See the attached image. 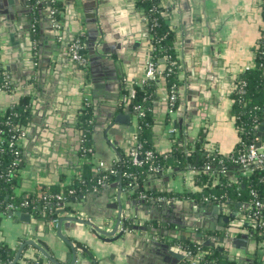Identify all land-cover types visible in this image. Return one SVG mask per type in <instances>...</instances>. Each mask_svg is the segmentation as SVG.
I'll use <instances>...</instances> for the list:
<instances>
[{
	"label": "crops",
	"instance_id": "0c3cea01",
	"mask_svg": "<svg viewBox=\"0 0 264 264\" xmlns=\"http://www.w3.org/2000/svg\"><path fill=\"white\" fill-rule=\"evenodd\" d=\"M59 1L60 27H55L46 2L31 10L32 0H0V75L8 73L17 85L0 93V108L25 105L26 135L12 187L22 196L36 187L59 191L72 176L79 163V115L85 100L92 113L95 164L102 161L110 165L127 154L138 127V114L127 98L132 86L145 77L150 54L145 9L138 0ZM160 4L166 27L176 33L180 84L176 106L169 111L164 79L156 82L150 107L153 145L159 152L169 153V127H180L190 138L203 129L207 149L227 156L239 139L231 94L239 75L254 63L263 30L262 1L161 0ZM75 36L84 43V67L69 54L68 44ZM119 111L131 114L132 126L115 123L112 133L106 132L109 120ZM168 115L170 123L165 121ZM227 172L231 180L243 174L238 166ZM194 173L191 167L166 168L151 177L148 185L159 191H201ZM119 190L116 179L100 190L79 194L72 204L74 215L69 214L77 221L64 218L51 223L50 206L40 205L22 209L30 212L27 219L2 215L0 242L8 244L15 254L19 251L17 260L23 264H180L164 246L167 237L161 232L162 228H172L171 220H176L184 228L193 222L195 227L202 226L199 230L203 233L217 235V241L224 244L222 251L236 263L238 258L245 259L243 263L253 262L259 254L264 259V240L254 238L239 221L243 205L224 208L231 213L230 232L209 228L220 213L214 201L204 199L209 191L199 193L196 200L177 197L168 211L167 205L132 197L121 187L124 228L120 221L115 234L123 230L122 234L114 241L103 240L93 225L100 226L111 215L115 221L118 210L113 204ZM69 215L58 212V218ZM223 234L230 238H218ZM30 240L45 246L50 257Z\"/></svg>",
	"mask_w": 264,
	"mask_h": 264
},
{
	"label": "trees",
	"instance_id": "16d2710c",
	"mask_svg": "<svg viewBox=\"0 0 264 264\" xmlns=\"http://www.w3.org/2000/svg\"><path fill=\"white\" fill-rule=\"evenodd\" d=\"M262 1V15L264 22V0ZM161 0H158L160 4ZM138 3L146 10L151 5V0H138ZM62 3L59 0H53L50 2V8L54 9V17L57 20L61 19ZM161 7V4H160ZM263 32V30H262ZM164 35L159 42H153L156 46L154 54L156 56V70L160 71L157 74V79H144L140 84H134L132 86L131 94L127 98L129 106L133 109L135 105L143 106L145 112L144 115H138V127L136 130L137 140L142 144L143 148H151L156 153V160L161 164V169L174 168L184 169L191 167L195 170L193 175L194 182L201 187V191L191 192H173V191H159L157 189L150 188L149 180L158 173H154L148 170L147 165L137 166L134 165L128 158V154L122 155L117 161L112 163V166L117 170L116 174H109L105 176V180L111 182L112 180L119 181L121 186L125 187L127 192L132 197L140 198L139 192L142 190L147 194L152 195H165L169 197H190L197 199L198 194L201 192H208L209 197L212 195L222 200H227L230 206L237 204L243 205V214L247 215L249 212L248 204L252 199L251 189L256 193V196L264 203V160L262 163L255 165L250 174H241L238 179L231 180L228 177V172L233 166H238L242 169L241 165L234 160L236 156L246 150L250 143L260 140L264 143V38L260 37L257 47L254 53L253 66L245 69L238 77L236 83V89L231 94L233 98V117L234 125L237 130L239 139L235 144L234 150L225 156L214 151L207 149L203 129H201L195 137H186L183 133V129H175L171 137V148L169 153L159 152L153 145L151 138V123L153 121L151 107V98L153 96V90L156 86L158 79H164L167 90H170L172 85L177 93L180 84L178 77L179 72V59L177 57V48L175 46L176 33L174 30L166 27L163 15H159V25L155 28L153 36L159 37ZM162 46V47H160ZM167 54L169 58L162 59V56ZM175 60V64L171 65V60ZM170 68V70H169ZM243 91H239L240 84ZM24 103L13 104L6 106V112L12 114L18 113L13 118V123L22 125L24 122ZM176 106V102H175ZM174 106V107H175ZM90 106H85L81 109L79 115V127L83 130L82 145L92 150H79V167L81 177H75V170L72 176L62 185V189L67 192L69 188L75 190L74 193L69 194L65 211L72 209V204L78 200L79 194H85L93 189V185L96 183V179L101 173L94 170L95 163L93 161V147H92V115ZM170 116L165 118L167 123H170ZM1 121V117H0ZM263 126L262 135L258 134L259 126ZM6 160L9 159L8 152L2 154ZM88 158V159H86ZM209 164L210 168L205 169V165ZM76 168V169H77ZM130 172L128 176L126 173ZM5 182L0 179V197L8 193L13 194L14 197H20L13 192V180ZM136 181L139 185L135 188H131L127 185L128 181ZM100 187L98 190L102 189ZM56 192L55 189L52 192L47 191L43 187H36L32 192L28 193L29 199H32L36 204L34 208H38L40 205L50 206L48 211L49 218L56 217L58 215V208L53 205L54 201L44 197L46 194ZM29 209V208H28ZM262 215L264 217V206L262 209ZM246 226L245 224H242ZM251 231L254 238L257 240H264V226L258 229H253L250 226H246ZM169 228V227H168ZM167 239L168 236L166 235ZM181 245L182 248L191 251L192 255L196 258L197 264H264V259L261 255H255L253 262H235L229 259L226 253L220 250L213 244H200L189 238L184 240H174ZM168 242V240H167ZM15 250H13L8 244L0 242V264H11L14 260ZM191 260L184 258L181 264H189ZM38 262H42L39 258ZM186 262V263H185ZM44 263V262H43ZM14 264H23L19 260H16Z\"/></svg>",
	"mask_w": 264,
	"mask_h": 264
},
{
	"label": "built area",
	"instance_id": "2783aa9c",
	"mask_svg": "<svg viewBox=\"0 0 264 264\" xmlns=\"http://www.w3.org/2000/svg\"><path fill=\"white\" fill-rule=\"evenodd\" d=\"M34 4L37 3H45L47 1L51 2L53 0H32ZM147 20H148V31H149V38L151 43V49L150 54L148 55L146 64V72L145 77L142 79H157V74L160 73V71L156 70V56L154 54V49L156 46L153 44V42H159L161 38L164 37V35H161L159 37L153 36V32L155 28L159 25V15L161 14V7L158 3V0H151V5L145 10ZM50 15H51V21L52 25L55 27H60V20H57L54 17V9L50 8ZM261 37L264 38V22H263V32ZM162 47V46H160ZM68 50L71 58L78 63L81 66H85L87 63V56L84 52V43L81 37L75 36L72 38L71 42L68 44ZM167 59L169 56L167 54H164L162 56V59ZM263 58H264V50H263ZM171 65L175 64V60H171ZM254 64V63H253ZM253 66V65H252ZM251 66H248L249 68ZM246 68V69H247ZM170 70V68H169ZM244 82H242L239 86V91L242 92L243 88L242 85ZM17 85L12 81L10 75L8 73H3L0 75V93L2 92H8ZM167 98H168V108L169 111H173L175 108V102L177 98V93L174 89V85L170 88V90H167ZM89 106V103L87 100H85V106ZM135 111H137L138 115H144V108L141 105H135L134 106ZM18 113L14 112L12 114H9L6 112V108L1 109L0 108V179L4 180L5 182L11 181L15 175H17V170L20 166L21 162V155H22V140L26 135V131L23 128L22 125H17L13 123V118L17 116ZM175 128L169 127L168 131L170 133L174 132ZM83 136V135H82ZM82 137H80V151L85 150H92L90 147L86 148L82 144ZM5 152H8L9 159L6 160L4 157H2V154ZM128 158L129 160L137 166L141 165H147L148 170L152 171L154 173H158L162 171L161 164L156 160V153L151 148H143L142 144L139 140H137V135L135 134V141L134 144L130 147L128 151ZM88 159V158H86ZM236 162H238L243 170V174H250L253 170L255 165H258L262 163L264 160V143L261 144V146L257 147L255 145V142L250 143L246 150L240 152L236 158H234ZM210 165L206 164L205 169H209ZM94 170L96 172L101 173L96 179V183L93 185V191H97L100 187H105L111 182H108L105 180V176L107 175V172L109 174H116L117 170L112 166V164L107 165L103 163L102 161L98 162ZM75 177L80 178L81 172L79 167L75 169ZM126 175L130 176L131 173L128 172ZM14 181V180H13ZM119 182V181H117ZM127 185L131 188H135L137 185H139L136 181L133 180L128 181ZM123 189L125 187L121 186ZM126 190V189H125ZM75 190L73 188H69L67 192H65L62 188L59 191H56L54 193L46 194L44 197L51 199L54 201V204L57 208H64V206L67 203L69 194L74 193ZM252 193V199L250 200V203L248 204L249 212L247 215H242V217L239 218L240 223L245 224L246 226H250L253 229H258L260 227L264 226V217L262 215V209L264 206V203L261 199H259L256 196V193L251 189ZM7 196V197H6ZM139 197L142 198L145 201L154 203L156 205H163V204H169L173 199L176 197H169L165 195H152L147 194L140 190ZM205 200H212V201H220L222 199L217 198L215 196H207L204 197ZM35 203L32 199H29L27 195L20 196V197H14L13 194H6L4 198L0 197V217L2 215L8 214V211H14V210H22V209H32L35 207ZM68 215H74L73 210L67 212ZM51 223H56L58 220V215L53 218H49ZM178 246L181 247L179 243H177ZM186 253L185 256H191L190 258H187L188 260H191L189 264H197L196 258L194 255H192L191 251L188 249H185ZM186 263V262H185ZM181 264V263H180Z\"/></svg>",
	"mask_w": 264,
	"mask_h": 264
},
{
	"label": "water",
	"instance_id": "95a60500",
	"mask_svg": "<svg viewBox=\"0 0 264 264\" xmlns=\"http://www.w3.org/2000/svg\"><path fill=\"white\" fill-rule=\"evenodd\" d=\"M46 4H48V6L50 8V2L47 1ZM33 6H35L34 2H33V4H30L31 10H32ZM146 35H149V32L146 33ZM146 68H147V64H145V72H146ZM89 87H90V84H89ZM130 116H131V114L127 113V112H123V111L116 112L113 118L110 117V118H112V120H109V123H108L109 128H108V130L106 132L112 133L113 129H110V128H112L111 126L113 124H115V123L121 124L119 127H124L125 125H128V124H129V126H132L130 124ZM177 128L181 129L180 127H177ZM79 130H80V133H81L80 137H82L83 130L81 128ZM262 131H263V126L260 125L259 128H258V134L262 135ZM170 135H172V133ZM261 144L262 143H261V141L259 139L255 141V145L257 147L261 146ZM78 146H80V142H78ZM118 184H119V187H120V190H121V184L119 182H118ZM120 190H119V192L117 194V201H116V203L113 204V207H116V209L118 210V213L116 214L115 221L112 220L114 217H113V215H111L109 221H105L100 226L96 225V224L93 225L95 233L100 238H102L103 240H106V241H114V240H116L122 234V231H123V230H121L117 234H115L116 230L119 227L120 221H122L120 219L121 218L120 217L121 216L120 212L122 210V206H121V203H120V200H121L120 199ZM171 202L169 204H163L162 206L167 205L168 208H165V209H168V211H169ZM214 202H215V205L217 206L218 212H220V213L218 215V218L215 221L213 220V223L208 225L209 228L213 229V230H219L222 233H225L227 231L230 232V230H231L230 227L232 226V223H230L229 217L231 216V213H229V212L226 213L224 211V208L231 209L230 204L228 203L227 200H220V201H214ZM235 206H236V204H235ZM71 210H73V208ZM64 211H65L64 208L58 209V212H64ZM66 212H68V211H66ZM8 214L9 215H14V216H19V217H21V219H24V218L27 219L30 216V212L28 210L8 211ZM64 218H66V220H73V221L79 220L75 216L74 217L73 216H70V217H65L64 216V217L58 218L57 222L58 221L60 222V221L64 220ZM165 220H167L168 223H171L168 218L165 219ZM171 221L173 223V227L172 228H168V227L162 228L161 232H164V235L168 236V239H167L168 242H165L164 246L170 248V253L177 260L183 261L184 258H190L191 256H185L184 254L186 253V250L184 248L178 246L177 242L174 241V240H180V239L184 240L186 238H189V239H191L193 241H196L197 243H200V244H213V245H216L220 250L223 249L224 244H221V243H219L217 241V235H211V234L203 233L202 231L199 230V229H201L202 226H200V227L196 226L195 227V224L192 222V223H189V225H191L190 228H184L185 226L177 225L176 224V222H177L176 220H171ZM80 222H87V221H81L80 220ZM184 222L186 223V221H184ZM121 223H122L121 224V228L123 229L124 228V221H122ZM186 224H188V223H186ZM154 228H157V227H154ZM159 237H161V235L157 236V238H159ZM218 238L223 240L225 238H230V236H224V234H223V236H220V237L218 236ZM29 242L32 243L33 245H35L47 257H50V254L48 253V251L45 248V246H43L42 244L35 243L32 240H30ZM88 253H89V255H90L91 259H92L93 258L92 253H90V252H88ZM18 256H19V251L16 252V254L14 256V260L11 262V264H14V262L17 260ZM235 260L237 262H242V263L246 262L245 259H240V258L235 259ZM93 264H95V263H93Z\"/></svg>",
	"mask_w": 264,
	"mask_h": 264
},
{
	"label": "rangeland",
	"instance_id": "374dc122",
	"mask_svg": "<svg viewBox=\"0 0 264 264\" xmlns=\"http://www.w3.org/2000/svg\"><path fill=\"white\" fill-rule=\"evenodd\" d=\"M3 224V223H2Z\"/></svg>",
	"mask_w": 264,
	"mask_h": 264
}]
</instances>
